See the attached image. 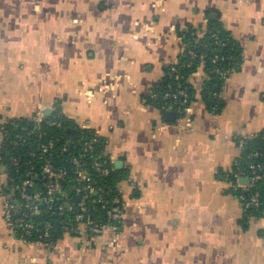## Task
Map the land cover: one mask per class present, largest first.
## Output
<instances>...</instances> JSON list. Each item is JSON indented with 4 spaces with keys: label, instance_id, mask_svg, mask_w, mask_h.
Returning <instances> with one entry per match:
<instances>
[{
    "label": "crops",
    "instance_id": "1",
    "mask_svg": "<svg viewBox=\"0 0 264 264\" xmlns=\"http://www.w3.org/2000/svg\"><path fill=\"white\" fill-rule=\"evenodd\" d=\"M210 21L243 50L220 111L202 98L204 68L188 107L159 108L183 33ZM58 101L127 169L121 227L28 245L8 229L0 188V264H264V218L246 217L230 185L245 137L264 132V0H0V131Z\"/></svg>",
    "mask_w": 264,
    "mask_h": 264
},
{
    "label": "trees",
    "instance_id": "2",
    "mask_svg": "<svg viewBox=\"0 0 264 264\" xmlns=\"http://www.w3.org/2000/svg\"><path fill=\"white\" fill-rule=\"evenodd\" d=\"M182 37L186 47L180 57V62L166 67L167 73H171V69L175 68L180 79L176 80L169 74L165 80L155 86L157 96L152 97L151 102L161 109L169 107L174 102L172 99H166L165 95L176 93L179 88H186L189 102L183 108L188 107L195 99V90L192 88L189 78L199 68H204L208 80L204 82L202 98L209 109L218 112L223 105L221 99L223 76L227 72L239 69L243 59L242 47L222 23L216 21H210L209 28L203 36H199L197 31L189 30L184 32ZM61 108L58 101L56 113L46 118L41 127H37L31 118L10 120L5 125L6 141L0 151V165L8 170L12 179L5 183L4 189L8 194H11L14 204H17L21 201L19 192L12 190L16 184L27 178L26 173L31 166H33L36 175L34 179L37 188L30 189L28 193L33 195L43 192L41 175L43 159H40L43 154L39 147L40 144L54 141V147L51 149L52 156L49 159L56 167L67 168L68 178L72 180L71 182L67 181L65 185L68 195L57 198L53 204L43 202L39 204V211L29 214V221L35 224V229L31 233L33 238L38 230H45V223L51 224L50 235L46 239L50 245L56 244L63 238L64 227L75 228L77 225L76 216L80 213L83 195L77 191L81 185L77 184V168L73 164L75 158L79 159L81 168L88 173L92 182L102 189L98 194L84 201L87 209L86 214L94 219H102L106 222L110 210L117 206L123 207L118 185L128 177L127 169L116 168L111 162L104 139L94 130L83 129L72 119L67 118L62 114ZM57 114L60 116L55 118ZM70 130H74V133H70ZM40 135L42 138L39 137ZM95 138L98 139V142L93 143L94 149L85 151V143L92 142ZM69 141H71V145L68 146ZM15 142H19L17 147ZM31 152H35L34 157L30 156ZM252 152H260L261 156L255 161L264 163V132L259 133L257 138L247 141L237 161L245 163ZM20 155L23 158L19 159L18 169L14 166V160ZM95 162L100 163L102 168H108L110 170L108 175L98 172L94 166ZM258 189L261 193L262 205L244 212L246 217L264 218V185H259ZM235 194L239 198V193L235 192ZM243 194L246 195V193ZM117 198L119 203H114ZM15 215L19 216L20 214L15 213ZM20 234L22 235V232L18 233V235Z\"/></svg>",
    "mask_w": 264,
    "mask_h": 264
},
{
    "label": "built area",
    "instance_id": "3",
    "mask_svg": "<svg viewBox=\"0 0 264 264\" xmlns=\"http://www.w3.org/2000/svg\"><path fill=\"white\" fill-rule=\"evenodd\" d=\"M169 74L170 76H174L176 80L180 79V76L177 74L175 68L171 69V73H168V75ZM165 98L172 99L174 103L170 106L179 111H181L183 106L189 102V96L186 88H179L176 93L166 94ZM56 111L57 109L55 108L50 116H43L42 112H38L31 119L37 124V127H41L42 122H44L46 118L53 116ZM59 116L60 115L57 114L55 115V118H58ZM9 121L10 120H6L4 122L0 131V151L6 141L5 125ZM39 137L42 138L41 135ZM257 137L258 134L246 136L241 144L242 150L247 141ZM95 142H98L97 138L93 139L92 142H86L85 151L93 150V143ZM18 144L19 142H15V146ZM69 145H71V141L68 142V146ZM53 147L54 141H50L47 144H40L39 147L43 154V156H40V159H43V166L41 169L43 192H37L33 195L28 193L30 189L37 188L34 179V176L36 175L34 174L35 172L33 166H31L29 171L26 173L27 178L21 183L16 184L15 188L12 190L13 192H19L21 201L17 204H14L15 202L12 201L11 194H8L4 189L5 183L12 179L10 178L8 170L0 165L2 168V176L6 177V180L1 183L0 187L1 193L7 200L4 216L5 221L12 235L28 245L50 246V244L46 242V239L50 235L51 224L45 223V230H38L36 236L33 238L31 233L35 229V224L29 221V214L34 211H39V204L43 202L53 204L57 198L66 197L68 195L67 189L65 188L66 182L72 181L68 178L69 173L67 168L56 167L50 161L49 158L52 156L51 149ZM30 156L34 157L35 152H31ZM260 156V152H252L248 156V160L245 163H239L236 161L231 172L230 185L233 191L239 193V199L242 202L244 212L250 208H258L262 205V197L258 187L261 184L264 185V163L255 161V159ZM20 158L23 157L20 155L14 160V166L18 169L20 166ZM73 164L77 168V184L81 185L77 191L82 193L83 203L80 205V213L76 216V227H64L65 234L71 233L78 235L82 232L101 234L108 228L118 230L123 217V207L117 206L110 210L108 212L106 222L102 219H94L90 215L86 214L87 209L84 201L87 198H91L98 194L102 191V189L92 182L88 173L81 168L79 159L75 158L73 160ZM94 166L102 175H108L110 171L108 168H102L98 162H95ZM244 179H247V181L244 182ZM243 193H246V195ZM114 203H119V199H115ZM15 213H19L20 215L16 216ZM20 232H22V235H18Z\"/></svg>",
    "mask_w": 264,
    "mask_h": 264
},
{
    "label": "water",
    "instance_id": "4",
    "mask_svg": "<svg viewBox=\"0 0 264 264\" xmlns=\"http://www.w3.org/2000/svg\"><path fill=\"white\" fill-rule=\"evenodd\" d=\"M47 113H48V115H50L51 110L49 109V110L47 111ZM169 115H170V116H174V115H176V113H175L174 111H170V112H169ZM69 132H70V133H74V130H70ZM120 163H121V161H119V163H117V165L119 166ZM246 181H247V179H244V182H246Z\"/></svg>",
    "mask_w": 264,
    "mask_h": 264
}]
</instances>
